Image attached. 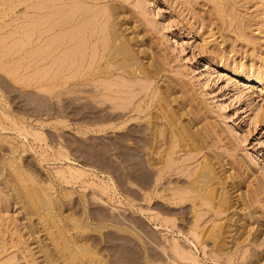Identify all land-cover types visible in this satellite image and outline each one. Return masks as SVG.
Returning <instances> with one entry per match:
<instances>
[{"label": "rangeland", "instance_id": "374dc122", "mask_svg": "<svg viewBox=\"0 0 264 264\" xmlns=\"http://www.w3.org/2000/svg\"><path fill=\"white\" fill-rule=\"evenodd\" d=\"M9 1L5 0L3 3V0H0V6L3 9L6 6L10 7L7 8L10 11L0 15V25L3 26H0L2 27L0 28V47L6 44L16 43V45L13 52L8 55V59L7 56L4 59L8 69L5 66V68L2 67L3 69L0 68V169H2L0 178L4 180L6 175L12 179L14 177L13 185L15 183L19 187L16 179L20 174L18 172L25 171L20 174L24 182L27 181L31 190L41 185V192L45 196L43 195V199L39 200L40 197L37 195L39 201L35 199L38 204L32 205L28 201L21 203L15 201L11 194L13 191H8L9 197L0 195V241L2 239L1 242H4V235L10 240L6 250H14L19 254L18 256H22L21 251L28 253L27 249H30V256L37 258L35 262H32L33 264H51L41 260L42 257L37 252V242H32L29 229L24 224L36 222L39 232L41 231L36 233L41 234L45 242L53 247L54 243L51 238H48L44 223H48L51 229L57 230V226L62 222H55L54 219L64 215V220L67 219L74 224L73 231L77 232V238L82 240V243L86 241L91 246L93 241L98 242L91 246V250L96 249L99 257L101 255L104 259H109L107 261L116 260L121 252L125 257L123 264H134L136 261L138 264H264V86L247 78L251 69L259 70L264 64V0H109V2L117 1L118 4L123 5L125 14L123 13L122 17L125 16L122 27L124 30L130 27L125 33L133 39L134 43L141 42L135 47L145 50L141 58L144 62L146 61L145 63L149 62L150 67L156 69V73L148 90H144L145 87L141 86L143 83H137L138 78L133 79L136 80L134 88L140 87V91L138 89L136 91L139 92L135 99L136 103L143 104L144 111H131L132 107H129L125 111L129 115H126L124 119L128 118L130 121H127L124 127H118L119 129L110 127L100 131L93 124L95 114L89 110L92 104L98 105L94 99L81 97L82 99H76L74 102L75 99L69 98V95H62L46 101L37 94L35 82L40 78V74H37L42 62L38 61L40 58H36L33 64L29 58V49L35 44L32 42L39 39L41 32L38 33L39 31L36 30L32 32L33 34L28 32L31 35L28 36L25 29L26 24L31 23V18L30 15L25 14V4L14 7L16 0H11L13 3L10 1V4ZM39 41H36L37 44ZM29 64L35 67L34 73L32 72L34 79L29 78V75L31 76ZM28 78L34 81L30 83L33 86L26 82ZM164 86L166 90L162 88ZM142 87L144 88L141 92ZM156 88L158 89L155 90ZM161 90H165L168 94L169 107L166 103V106L162 105L163 107L159 108L154 102L153 98L156 99ZM150 93L152 94L149 96ZM143 94L144 97H142ZM87 99L93 100V103L88 101L89 105L84 104ZM172 103H174L173 106H171ZM82 104L85 106L83 107ZM45 105L56 109L49 111L45 109ZM70 105L82 106L83 110L71 112ZM104 106H110L105 109L108 112L112 111L110 101ZM64 107H66L65 112L58 111ZM172 109L176 112L178 110V113L182 111V115H178L183 123L190 124L192 127L195 125L193 130L200 132L205 130L206 133H203L210 140L200 153L193 151L192 154L188 152L187 155L185 152L187 156L184 158H182L184 151H179L182 154L181 157L176 148L178 155L174 154L179 157L176 167L181 164L199 167L203 157L209 154V158L213 156L212 160L216 168L218 167L217 171L225 181L223 187L229 188L227 202L219 190V198L217 196L213 199L214 203H206L200 207L203 210H200L202 218L198 221L200 227L198 229L200 232L202 230V233L199 241H196L197 246L192 240L185 238L186 235L191 236L195 217L193 212L197 205H193L191 201H186L183 206L181 204L177 207L172 204L179 211L182 210L181 214L186 219L175 220L178 221V226L175 227L179 229L175 227L166 229L167 226H162L161 221L166 218L174 219L175 215L167 216L160 210L157 201L164 202V199L156 195L152 200L150 198L144 200L140 195V192H143L138 183L140 175L143 170H149L152 167L150 164L153 161L152 155L156 156L152 150L155 146L154 136L158 126L152 121L153 129L149 119L155 120L152 113L157 116V111L161 114L163 110L170 112ZM99 111L104 113V109ZM155 122L160 123L159 131L160 129L166 131L167 126L161 119ZM202 128L204 130H201ZM158 138V140L161 139L159 136ZM197 159H200L199 162L196 161ZM69 165L83 170L80 172L72 170V173L68 168ZM176 167L171 175L162 180L160 189L164 188L169 179L181 176V173H177ZM100 171L105 173L106 181L101 178ZM231 173L232 176H236L235 179ZM226 175H228L227 178ZM107 177H110L112 181L108 182ZM34 193L37 194L36 191ZM210 204L211 207H209ZM220 205L225 210L219 207ZM214 209L219 210L216 213ZM26 212L32 217L27 219ZM157 212L160 214H158L160 219L156 220L152 215ZM181 214L176 215L182 216ZM155 222L159 224L157 228L154 226ZM217 225H220V228ZM212 227L214 230H211ZM15 230L20 233L13 232ZM209 232L211 235L205 234ZM57 234V238H61L60 232ZM173 237L179 240L181 246L190 250L192 256L174 257L170 248L172 242L170 240H173ZM60 240L62 241V238ZM22 241L27 244L26 247ZM61 241L56 247L59 251L65 248L64 242ZM81 242H78L79 245L76 246L75 252L77 249L81 251L78 250L76 253L74 262L97 264L99 262L96 260L97 256H88L91 254L90 248H85ZM83 246L87 249L86 251L82 249ZM35 252V255L32 254ZM228 252H231L230 256H227ZM91 257L94 259L91 260ZM25 261L23 257L18 260L20 264H26ZM114 263L116 264L117 260ZM54 264H63V258L58 259Z\"/></svg>", "mask_w": 264, "mask_h": 264}, {"label": "bare ground", "instance_id": "6f19581e", "mask_svg": "<svg viewBox=\"0 0 264 264\" xmlns=\"http://www.w3.org/2000/svg\"><path fill=\"white\" fill-rule=\"evenodd\" d=\"M4 1L5 0H3V3H4ZM10 1H9V4H10ZM11 3H13V2L11 1ZM23 3L26 6L25 7L26 8L25 14L30 15L29 17L31 18V20H30L31 23L29 22L26 24V29H25L26 32L25 33L28 36H31L29 34H33L32 32H35V30L37 32L39 31L38 33L41 32V35L38 36L40 41H39V39H37L39 41L38 44L36 42L37 40L35 42L30 41V42L35 43V44H33V45L31 44L32 47L29 49L30 61L33 63V61L35 62L36 58H40V59H38V61L42 62L41 66L39 67V72L37 74V75L40 74V78L36 80L37 82H35L37 85V87H35V88L38 90V93H37L38 95H40L43 99H46V101H47V99L57 97V96H62V95H66V96L69 95V98L72 97L73 99H75L74 102H76V99L77 100L82 99L81 97H87L88 99H94V101L97 102L98 105L92 104L93 100L91 101L88 99H87V101L85 100L86 102L84 104H87L88 101L92 102V103L91 102L90 103L93 106H90L91 109H89V110L95 114V120H94L95 123H93V124H95L94 125L95 128L99 129V131L109 129L110 127H113L116 129L118 127H122L123 125H126L127 121L129 122L130 120L128 118H127L128 120L124 119V117L127 115V112H125V111L129 107H132L130 109L131 111H139V112L144 111L143 104L138 103V102L136 103L137 100H135V99H136L137 94H139V92H136V91H137V89H138V91H140V89H139L140 87L137 89L134 88V86L136 85V80H133V79L138 78L137 83H140V84L143 83L141 86H144L146 89L144 87H142L141 92H142L143 88H144V90H148L150 83L152 81V78L155 77V73H156L155 70L156 69L151 68L150 63L149 62L145 63L146 61L144 62L143 58H141L142 55H144L143 53L145 50H143V48L137 49L135 47L136 44H138V43L141 44V42L134 43L133 39H131V37L125 33V31H127L128 28H130V27H127L126 30H124L122 27V26H124L123 23H124V16H125L124 15L122 17V14L123 13L125 14V12L122 9L123 5L118 4L117 1L116 2L115 1L109 2V0H16L14 3V7L18 6L19 4H23ZM7 4H8V2H7ZM11 5H13V4H11ZM7 8H10V7L6 6V7H4V9L2 8L0 10V15L6 14L8 11H10V9H7ZM124 8H125V6H124ZM130 16H132V15H130ZM129 19H130V17H129ZM132 19H133V17H132ZM128 22H130V21H128ZM41 23H42V25H41ZM0 26H2V25H0ZM126 26H128V25H126ZM2 27H0V28L2 29ZM23 28H24V26L22 27V30H23ZM28 32H29V34H28ZM135 36L138 38L137 35H135ZM29 38H32V37H29ZM28 44L30 45V43H28ZM15 45H16V43H14L13 45L6 44V45H3L0 47V68L7 67L5 65L4 59L6 58V56L8 59V55L11 52H13L12 50H13ZM138 48H140V47H138ZM14 53H16V52L14 51ZM146 53L149 54L150 52L149 53L146 52ZM151 57H153V56H151ZM144 59H146V57ZM147 61H148V59H147ZM154 61L156 62V60H154ZM33 64H29V66H28L29 67V74L31 73V76L29 75V78L31 77V79L34 76V75L32 76V72L34 73V68H35ZM8 65H10V64H8ZM156 67H158V66L156 65ZM7 69H8V67H7ZM27 75H28V73H27ZM29 78L27 80L26 79L25 80L30 86H33L30 83H33L34 81L29 80ZM247 78L249 80H252V81L255 80L260 85L264 86V64L262 67L259 68V70L251 69L250 75ZM33 79H34V77H33ZM139 80H142V82H139ZM155 80H157V79L155 78ZM162 88L165 89V86ZM152 89H153V87H152ZM157 89L158 88H156L155 90H157ZM165 90H161L160 93L157 95L156 99L153 98L154 102H156V106L158 105L157 107H159V108L163 107L162 105H165L166 103L168 104V107L170 106L168 94L166 93ZM172 90H173V88H172ZM86 94H87V96H84ZM144 94L142 97L145 96ZM151 94L152 93H150L149 96ZM155 94H156V92H155ZM155 94H154V96H155ZM170 96H172V94H170ZM95 98H97V99H95ZM139 99L143 100L141 97H139ZM181 99H182V97H181ZM171 100H172V98H171ZM109 101H110V104L112 106L111 107L112 111L108 112V111H106L105 108H110V106L105 107L104 105L109 103ZM149 101H150V99H149ZM172 101L174 102V100H172ZM77 102H79V101H77ZM183 102L182 103L180 102V103L183 104ZM89 104H87V105H89ZM148 104H151V103L148 102ZM173 105H174V103H172L171 106H173ZM84 106L85 105H83V107ZM156 106H155V108H156ZM176 106H177V104H176ZM176 106H174V107H176ZM47 107L45 105V109H47L49 111H54L56 109L55 107H49V106H47ZM70 107L72 108L71 112H75V113H76V111L82 112V110H83L82 106L70 105ZM148 107H149V105H148ZM159 108H157V109H159ZM102 109H104V113H99L100 112L99 110H102ZM177 109H178V107H177ZM58 111L65 112L66 107L62 108L61 110L59 109ZM167 111L163 110V113H161V114H158L160 112L157 111V116H155V113H152V117L155 118V120H152L150 118L151 116L149 117L150 118L149 122L151 123L152 121H154L152 123H154V124L157 123L156 126H158V130L155 131L156 133L154 132L155 133L154 140L155 139L156 140L154 143L155 144L154 149L152 150V152L156 153V156L152 155L153 161H152V163H150L152 167L150 166L151 168L150 169L148 168L149 170H145V171L143 170L141 175L139 174L140 175V181L138 183H139V187H140L141 191H143V192H140L141 193L140 195L142 196V199H144V200H147V198L148 199L150 198L152 200L154 197H156V195L158 197L163 198L164 202L161 200H158L157 204H158V207L160 208V210L164 214H166L167 216L175 215V217H176L177 213L181 214L182 210L179 211L178 208H176V207H177V205H181V204L183 206V203H185L186 201H191L193 205H197L196 206L197 208H195V212H193L195 217L193 219L194 226L191 227L193 229L190 232L191 236L190 237L187 235L185 236V238H187V240H192L193 244L195 246H197L196 241H199V239L201 237V233H202V230L200 232V230H199L200 227L198 225V221H200V218H202V216H200V215H201V211L203 210V209L201 210L200 207L206 203H214L213 199H215L218 196L219 190H220L221 196L224 195V197L223 196L222 197L225 199V202H227L226 200L229 199L228 198V194H229L228 189L229 188L226 189L227 186L223 187L225 184V181L223 180V177H221L217 171L218 167L216 168V166H215L216 164L212 160L213 159L212 153H211L212 158L208 157L209 154H208V156L205 155L203 157V161L199 167L195 166L194 162L192 164L195 167H188L187 165H182V164L180 166L176 167V164H178L177 159L179 158L176 156V155H178L176 153V148H177V152H179V151L181 152V150H182V152L184 151L183 157H182V154L179 152V154H181V157L184 158L188 155V152L190 154H192L191 152H193V151H198L200 153V151L204 147L206 148L207 143L210 142V140L208 139V136L203 133V132H205V130L203 128L201 130H204V131L200 132L199 130H193L195 125L192 127V126H190V124L183 123V121L181 120L182 118L179 117L180 114L182 115V111L181 112L179 111L180 113H178V110L176 112L174 109H172L170 112H167ZM101 112H103V111H101ZM161 112H162V110H161ZM191 112H192V110H191ZM130 114H131V112H130ZM149 115H147V116H149ZM145 117H146V115H145ZM90 118H92V117H90ZM133 119H136V118H133ZM139 119H141V118H139ZM157 119H161V121L166 124V126H167L166 131L164 129L163 130L160 129V131H159L160 123L155 122V121H157ZM136 120H138V119H136ZM96 121H98V122L96 123ZM149 122H148V124H149ZM186 122H187V120H186ZM151 124H150V126H151ZM154 124H152L153 129H154V126H153ZM161 125H162V123H161ZM0 126H1V124H0ZM162 126H164V125H162ZM152 127H151V129H152ZM149 128H148V130L150 131ZM143 132H144V128H143ZM207 132H208V129H207ZM208 134H209V132H208ZM158 136L161 138L160 140H158L159 139ZM150 139H152V138H150ZM135 141H137V140H135ZM151 142H153V140H151ZM211 144H212V142H211ZM146 145H147V143H146ZM162 145H164V147ZM161 147H162V149H161ZM185 152H187V155H185ZM174 153H176V155ZM142 157H143V155H142ZM191 157H192V155H191ZM149 159L150 158H148V160ZM180 159H179V161H180ZM189 159H192V158H189ZM145 160H147V159H145ZM181 160H183V159H181ZM199 160L200 159H197L196 161L199 162ZM223 161L225 162V160H223ZM218 162H219V160H218ZM6 163H8V162H6ZM6 163H4V164H6ZM184 163H186V162H184ZM220 166H222V165H220ZM220 166H219V168H220ZM175 167L178 170L177 173L178 174L181 173V176L177 175L178 176L177 178L174 177V179H169L167 181V183L164 185V188L160 189L159 186H160L162 180L164 181V179H166L169 176V174L171 175V172L173 170H175ZM0 168H1V166H0ZM68 168L70 169V171L72 173L74 170H76V172H80L83 170V169L80 170L79 168L70 167V165ZM83 168H86V167H83ZM138 168H139V166H138ZM140 168H142V167H140ZM0 170H2V169H0ZM17 171H18V169H17ZM85 171H87V170H85ZM24 172L22 170H20L18 173L23 174ZM100 172L102 173L101 178L105 180V177H106L105 173H103V171H100ZM20 174H19V177H21ZM131 175H130V177H131ZM231 176H232V173H231ZM19 177H17L16 179L18 180L19 187L21 186L20 188L15 183L13 185L14 177L12 179V178H10L9 175H6L4 180H2L0 178V195L3 194L4 196L9 197L8 191H13L11 194L13 195V198L15 199V201L20 202V203L23 201H25V202L28 201L32 205H34L35 203L38 204V201L44 195L41 192L42 186L39 185L40 187L37 186L36 188L34 187V189L31 190L30 187L28 186L29 184L27 183V181L24 182L23 178L21 177V179H20ZM227 177H228V175H226V178ZM232 177H234V176H232ZM26 178H27V176H26ZM235 178H236V176L234 177V179ZM137 179H139V178L137 177ZM28 180H29V178H28ZM107 181L109 182L112 180L110 179V177H107ZM34 184H35V181H34ZM215 184H218L219 186H217ZM229 186L231 187V185H229ZM21 189L22 190L24 189V190L22 191ZM233 189L235 190V188H233ZM35 191L37 194L34 193ZM37 195H38V197H40L39 200L37 198ZM240 196L241 195L239 194V198H240ZM35 198H37L38 201ZM218 198H219V196H218ZM247 199H249V198H247ZM250 199H252V198H250ZM35 201H37V202H35ZM172 204H174V206L176 205V207H174ZM216 204H218V203L216 202ZM233 204H234V202H233ZM242 205H244V204H242ZM207 206H208V204H207ZM209 207H211V204L209 205ZM219 207H222V206L220 205ZM181 209H182V207H181ZM187 209H188V207H187ZM219 209H221V208H219ZM219 209H214V211H216V213H217V211ZM139 211H140V209H139ZM26 213H27V216H26L27 219L32 217V216H29L30 213L29 214H28V212H26ZM26 213H25V215H26ZM158 214H159L158 212H157V214L156 213L153 214L152 215L153 218H155L156 220L160 219V217H159L160 214L159 215ZM202 215L204 216V213ZM178 216L176 218L173 216L174 219H169V218L167 219L166 218L164 221H161V225L167 226L166 229L178 226L177 225L178 221L177 222L175 221L176 219H178V218L179 219L181 218L182 220L186 219L185 217H183V215L179 216V217ZM231 216H233V215H231ZM64 217L65 216L63 215L62 217H56L55 219L53 218L55 220V222L56 221L62 222V223H60V225L57 226V230L61 234L59 236H61L62 241L60 240L61 238H57V236H58L57 230L53 229V228L51 229L50 225L48 223H46V222L44 223L45 227H46L45 232L47 235H49L48 238L52 239V242L54 243L55 247L54 246L51 247L50 246L51 244L49 243L50 244L49 245L48 242H45V238H43V236L41 234L36 233V232H39V227L35 221H34L35 223L30 222L29 224H24V226L26 228L28 227V229H29L30 235L32 236V240H33L32 242H37V245H36L38 247L37 252L40 253V255L42 257V259H41L42 261L46 260L48 263L54 264L58 259L63 258V264H78V263L74 262L75 261V255L78 252V250L81 251V249H77V252H75V250L77 248L76 246L79 245L78 242H81L82 240L80 241L77 238V232L73 231L74 230V224L71 223L72 221H68L67 219H66L67 220L66 221V220H64ZM239 217H240V215H239ZM187 218H189V217H187ZM243 219H245V218H243ZM70 220H73V219L70 218ZM241 220H237V221H241ZM210 221H211V219H210ZM216 221H218V219ZM41 224H42V222H41ZM51 226H52V224H51ZM154 226L157 228L159 226V224L157 222H155ZM217 226L219 227L220 225H217ZM198 227H199V229H198ZM203 227H205V226H203ZM229 227H230V225H229ZM239 227H241V226H239ZM175 228L179 229V227H175ZM219 228H217V229H219ZM212 229L214 230V227H212L211 230ZM224 229H225V227H224ZM13 232H15L17 234L20 233L18 230H15ZM149 232L151 233V230ZM227 232H228V230H227ZM245 232H246V230H245ZM205 234L211 235L210 232L205 233ZM153 236H155V235H153ZM175 236H177V235H175ZM241 236H239V237H241ZM20 237L22 238V235ZM173 238H174L173 240H170V242L172 241L170 243L171 244L170 248H171L172 253L174 254V257L189 258V256H192V252L190 250H187L183 246H181L179 240H177L176 237H173ZM3 239H4V242H1L2 239L0 241V264H8V263L20 264V262H18V260L22 257L26 259V261H25L26 264H33L32 262H35L37 260V258L36 259L34 258L35 256H30V252H31L30 249H27V250H29L28 253L25 252L24 250L21 251L22 256H18L19 254H17V252H15L14 250L13 251L12 250L7 251L6 246L8 243H10V240L8 239V236H6V235L3 236ZM203 239H205V238H203ZM255 239H258V238H255ZM201 240H202V238H201ZM213 240H215L214 237H213ZM60 241L64 242V245H65L64 246L65 248L63 251H62V249H60V251H59L56 248L57 243H59ZM221 241H222V239H221ZM252 241H253V239H252ZM254 241H256V240H254ZM91 242H88V243H91ZM124 243H127V242H124ZM23 244L25 245V247L27 246V244L25 242H23ZM93 244L96 245V244H98V242L93 241V243H91L90 245L92 246ZM82 245H85V248H88V247L90 248L89 252L91 254H88V256L89 255H92V256L94 255L95 257L97 256L96 260L99 261V262H97V264H115L114 261H116V260H117L118 264H121L124 261L125 257L123 256V254L121 252H119L120 253V255H118L119 257L117 259L115 258L116 260L107 261L109 259L106 260L101 255L99 257V253L97 252L96 249L91 250V246H89L86 243V241H83ZM158 245H159V243H158ZM162 245H161V247H164ZM221 245H223V244H221ZM202 246L205 247V245H202ZM58 248H59V246H58ZM82 249L84 251L87 250V249H84V246L82 247ZM163 249H165V247ZM165 250H167V249H165ZM229 253H231V252H228L227 256L231 255ZM32 254L35 255L36 252L32 253ZM215 255H217V254H215ZM29 256H30V259H29ZM221 256H222V254H221ZM174 257L172 258L173 260L175 259ZM194 257L195 256L193 255V258ZM77 258H78V256H77ZM215 258H217V257H215ZM93 259H94V257H93ZM93 259L91 257V260H93ZM256 259H257V257H256ZM250 263H252V262H250ZM253 263H255V262L253 261ZM81 264H82V261H81ZM134 264H138V262L136 261ZM168 264H172V263H168Z\"/></svg>", "mask_w": 264, "mask_h": 264}]
</instances>
